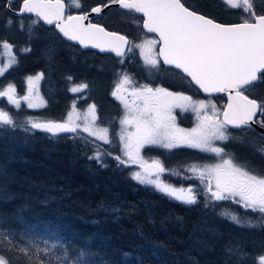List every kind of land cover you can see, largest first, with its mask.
I'll return each instance as SVG.
<instances>
[{
	"label": "snow or ice",
	"instance_id": "snow-or-ice-1",
	"mask_svg": "<svg viewBox=\"0 0 264 264\" xmlns=\"http://www.w3.org/2000/svg\"><path fill=\"white\" fill-rule=\"evenodd\" d=\"M109 3L143 13V27L148 32L157 33L159 40L146 39L142 44L131 45L126 50L125 46L131 42L125 35L108 32L104 27L90 21L84 23L88 19L87 13L65 15V0H20L17 15L35 14L47 25H54L68 41L77 42L84 47L91 45L101 52L114 53L117 57H126L133 48H140L146 66L154 69L159 66L162 58L165 65L181 70L204 93H227L228 103L220 110L206 100L196 101L184 93L144 84L133 92L139 103L134 101L129 105L118 94L121 83H132L129 74L122 73L121 81L111 93L113 97L121 100L126 110V115L120 119L121 131L118 134L119 143L122 145L119 151L122 155H116L114 159L118 165L139 164L141 170L133 171L132 179L151 186L182 204H198L202 195L205 197V207L217 205L221 201H232L243 209L259 213L260 218L264 219V173L253 172L226 153L224 147L216 144L217 141L227 142L234 139L229 132V126L243 129L258 124L264 128V101L258 102L245 94V89L250 85L264 81V14L253 11L252 0H226L232 8H241L243 5L242 11L248 14V18L233 24L219 23L206 15L198 14L186 7L182 0H109ZM77 7H80L79 3ZM102 7L107 8L108 4L93 7L91 12L101 13ZM3 46L13 48L7 41L3 42ZM27 50L29 49H25ZM121 63H124L123 59ZM5 71V68L0 67V76ZM43 75L38 73L34 77H27L29 91L33 82L40 80ZM88 87L87 83H81L70 90L75 93ZM0 88H3L0 90V99L6 98L7 104L15 109H20L21 100L27 101L26 106L29 109L41 106L29 95L17 98L18 92L14 83H8L6 87L0 85ZM72 106H76L75 101ZM177 108L195 114L197 123L193 128L183 129L176 125L173 113ZM89 112L91 115L83 117L82 123L29 119L27 124L31 125L32 130H42L52 137L72 134L75 138L78 130L82 128L83 132L94 137L96 141H102L105 145L111 144L110 129L100 126L95 104L89 105ZM125 125L130 126L131 130L124 127ZM17 126L10 112L0 108V128ZM93 146L95 154L89 158L105 166L104 157L112 156V153L96 146L94 141ZM145 146H157L167 150L198 149L202 153L214 154L218 162L187 165V175L179 170L171 173L158 159L151 163L141 161V150ZM257 150L264 155V147ZM165 173L181 180L180 186L162 179V174ZM190 180L198 181V184L185 187L183 182ZM221 215L238 225L246 223L249 227L255 226L253 220L242 221L234 211L225 210ZM22 236L24 243L19 244L14 234L0 231V248H6L13 253L8 256L0 251V264H15L21 257L27 264H45L41 255L47 258V264H86L82 259L84 251L72 259L63 243L45 239L44 246L41 247L35 238L27 236L26 233ZM228 251L239 259L247 256L239 247ZM255 259L258 264H264V254Z\"/></svg>",
	"mask_w": 264,
	"mask_h": 264
},
{
	"label": "trees",
	"instance_id": "trees-1",
	"mask_svg": "<svg viewBox=\"0 0 264 264\" xmlns=\"http://www.w3.org/2000/svg\"><path fill=\"white\" fill-rule=\"evenodd\" d=\"M194 1L221 11L218 0ZM100 22L121 31L105 17ZM37 42L23 37L19 45ZM90 59L102 68L97 106L109 113L118 105L109 92L115 57L93 51ZM33 64L26 65L40 67ZM96 66L83 73L91 92L98 91ZM51 108L41 113L55 115ZM26 129L22 123L0 128V231L14 234L17 243H24L25 233L41 247L45 239L60 242L72 259L84 251L86 264H258L255 258L264 254V227L235 224L221 215L220 207H205L201 199L195 205L171 199L132 179L131 166L113 158L101 166L89 158L93 146L81 136L52 137ZM237 247L247 253L245 258L229 254ZM0 251L13 255L6 248ZM41 260L47 264L43 255ZM15 264L27 261L21 257Z\"/></svg>",
	"mask_w": 264,
	"mask_h": 264
},
{
	"label": "rangeland",
	"instance_id": "rangeland-1",
	"mask_svg": "<svg viewBox=\"0 0 264 264\" xmlns=\"http://www.w3.org/2000/svg\"><path fill=\"white\" fill-rule=\"evenodd\" d=\"M66 1L70 6V13H80L91 7L89 5H94V3H98L103 0ZM218 1L219 3H221V5L223 4L227 8H232L226 3V0ZM77 3H79L80 7H77ZM87 3L88 5H86ZM242 8L243 5H241V8L239 9L242 11ZM256 10L257 7L256 5H254L253 11L255 13ZM242 14L244 18H248V14L244 13L243 11ZM120 15L123 16L122 13ZM121 16H119V19H117V12H108L106 13V15H104L107 22L115 23L116 26H118V24L128 26L127 21ZM8 20L10 19L3 20L2 16L0 15V23H3L5 21L7 24ZM34 20L37 22L33 23ZM21 21L23 22V29H21ZM8 23L10 22L8 21ZM41 25H43V27L45 26L36 16L22 17L21 19H18V22H16V26L18 30L22 32L21 34L23 37L26 36L27 33L34 38H36L39 34L41 35H39V42H37L35 45L29 46H20L19 44H17L16 47L12 41L4 37L11 34L6 31L1 32L0 30V67L5 68L6 70L4 75L0 76V85L6 87L8 83H14L18 92L17 98H19V96L29 95L33 98V101L35 103L41 106L29 109L26 106L27 101L21 100L20 109H15L13 106L8 105L6 98H4L0 99V108L8 110L18 125L22 123L24 128H27L31 131H36L31 129L30 124H27V121L29 119L37 121H77L82 123L83 117L91 115V113L89 112V105L95 104L96 115L99 118V124L101 127H107L110 129L112 143L105 145L102 141H96L94 137H89L88 133L83 132L82 128L78 130L77 136L83 137L81 138V140L83 142H89L92 146L94 141L96 146L102 147L112 153V156H105L104 159L107 157L114 159L116 155H122V153L119 151L122 145L119 143L118 134L121 131L120 119L126 115V110L121 100L111 95L112 91L116 90L115 85L121 81V74H129L130 79L132 80L131 84L127 82L121 83V88L118 93L129 105H132L134 101L136 103H139V101L133 95V92L141 85L147 84L153 88L162 87V81L163 79H166V83L169 82L171 85L176 86V84L182 81L180 80V75L169 68L162 69L161 67L163 66L160 63L159 66L154 69L146 66L144 64V57L141 54L142 50L140 48H133L132 52H130V59L128 58L129 61L128 59L122 58L124 60V63H121L122 59L117 57L113 61L114 66L116 63L117 69L112 75V84L110 86L111 91L109 92L111 97H113L118 105L115 106V108L109 113L102 112L100 111L99 106H97L98 103L95 97L96 92L98 95L99 90L101 89V84L103 83L100 75V73H102V68L96 66L94 62H91L90 57L93 56V51H85L79 47L70 46L73 44L62 42L64 41L63 38H58V36L56 35L51 36L49 31L41 33L44 29L43 27H41ZM132 26L137 32L135 37H133V45L142 44L146 39H155L158 41L157 37L148 34L145 30H143V28H141V23H139V21H135ZM4 41H7L9 44L13 45V48H5L3 46ZM25 49L29 50L25 51ZM55 60H57V62ZM31 62H36V64H33V66L39 64L40 67L31 69V65H26L30 64ZM129 64H133L134 66H130ZM122 65L125 66V68ZM95 66L97 67V71L99 72V75L95 78V87L98 91L91 92V87L88 82L87 75H84L83 73L88 71L89 69L95 68ZM131 67H136L140 72L135 75L130 71ZM38 73H43L44 75L40 80L33 82L32 89L31 91H29L27 77H34ZM68 77H71L72 79L69 80ZM81 83H87L89 87L75 93L70 90L72 87H75ZM0 90H3V88H0ZM193 100H206V102H208L210 105L215 104L217 109H219L217 102L215 101V99L211 100V97L210 99L195 97L193 98ZM73 101L76 102L75 107L72 106ZM49 104H52L53 106L50 112L55 115H44L41 113L49 106ZM69 113H71V116H69ZM173 114L176 117L175 123L179 128L191 129L197 123L195 114L190 111L186 112L177 108L174 109ZM124 127L131 130L130 126L125 125ZM113 133H115V135H113ZM188 149L193 150L191 148H177L173 150H167L157 146H145V148L141 150V161L151 163L153 160L158 159L162 161L168 169L171 170V173H176L179 170L186 175L188 174L186 168L187 165L196 162L208 164H214L218 162V158H215V160L212 161V157H208L206 153H203L204 157L200 158V160L191 161L190 155L186 154ZM198 151L200 152V150ZM212 155L214 156V154ZM248 155L251 154L249 152L244 154L243 159L249 165L252 161L250 159L251 157ZM128 165L131 166L132 172L141 170L139 164ZM253 171L256 173H262L264 172V166H255L253 167ZM162 179L168 180L169 182H172L177 186H180V184L182 183L181 180L174 179L173 176L168 173L162 174ZM183 183L184 186L187 187L189 184H198V181L190 180L184 181ZM200 199L201 201H205V197L202 195L199 197V200ZM215 206L220 207L222 211H234L239 215L242 221L251 219L255 222V226L264 227V219L260 218L259 213H254L250 209H243L242 206L236 205L232 201H221L218 202V204ZM244 225L247 224L245 223Z\"/></svg>",
	"mask_w": 264,
	"mask_h": 264
},
{
	"label": "flooded vegetation",
	"instance_id": "flooded-vegetation-1",
	"mask_svg": "<svg viewBox=\"0 0 264 264\" xmlns=\"http://www.w3.org/2000/svg\"><path fill=\"white\" fill-rule=\"evenodd\" d=\"M182 1L186 6H188L193 11H196L197 13H201L203 15H206L207 17H210V18L212 17L215 21H217L219 23L233 24V23H239V22H241L242 19H244L242 11L239 8H234V9L233 8H227L226 6H224L222 4V5H219L221 7V11L217 12L216 10H214L212 8H208L206 6H203L201 3L194 1V0H182ZM107 2H109V0H107ZM253 2H254V5H256V7H257L256 13L257 14H264V0H253ZM66 3H68V2L66 1ZM98 4H102V3H95L94 5L93 4L89 5L91 7L88 6L89 8L83 12L84 13L88 12L90 9H92L93 6L98 5ZM19 6H20V0H0V8H1L0 15L2 16V19L3 20L10 19L8 21L12 20L11 23H8V21H7V24L5 21L3 23H0V30H1V32L6 31L9 34H11L9 36H4V37L8 38L10 41H12L16 47H17V44H19V42H21V40L23 38V36L21 34L22 32L20 30H18V28L16 26V22H18V19H21L22 17L35 16V15H31V14L17 15V13L15 11H17L19 9ZM67 10H68L67 14H69L70 10H71L69 4H67ZM109 10L110 9L106 10V12L99 17H93L92 21L101 23L100 21L102 20L104 15H106V13H108ZM121 13L123 14V16L120 15ZM119 16L123 17V19H125L127 21L128 26H123V25L118 24V28L121 29V31L120 30H118V31L125 33L130 38V42H131L130 46H131L134 43L133 37H135V35L137 33L136 30H134L132 24L135 23V21H139V23H141V28H143L142 24H143L144 18L132 10L126 11V10H123V9L117 7V19H119ZM134 19H135V21H134ZM41 27H43V25H41ZM43 28L44 29L42 30L41 33H45L46 31H49L52 29H53V31H56L54 26L45 25ZM50 32H52V31H50ZM39 35L36 37V39L40 38L41 35L40 36ZM50 35L54 36L56 34L50 33ZM57 36H58V38L59 37L63 38L58 32H57ZM154 36L157 37L156 35H154ZM32 37L33 36H31L28 33L26 34V36H24V38L27 40H29ZM63 40L64 41H62V42H64V43L72 44L69 41L65 40L64 38H63ZM73 45L76 47H79L78 45H75V44H73ZM158 48H159V44H157V50H158ZM85 51H90V50H85ZM99 54H101V53H99ZM130 55L131 54L128 53L126 57H123V59H128L130 57ZM129 59H128V61H129ZM111 63L113 64V62H111ZM160 64H162V66H163V67H161L162 69L169 68V69L175 71L178 75H180V80H182L181 82L176 84V86H173L169 82L166 83L165 82L166 79H163V81H162V85H163L162 87L163 88H167L170 91L184 93L185 95H189L192 98L196 97V98H208V99H210V97H211V100L215 99V101L217 102L218 108L221 110L226 106L227 101H228V97H226L225 95H215L214 97L213 96H203V95H201L200 91L196 88V86L193 85L191 80L186 75H184L181 70L175 69L174 67H171L168 65L165 66V64H163L162 60H160ZM129 65L131 66L133 64H129ZM123 67L125 68V66H123ZM130 71L132 73H134L135 75L140 72L136 67H134V68L131 67ZM245 94L249 95V97L252 99H256L258 102L264 101V81H257L253 85H250L247 89H245ZM221 118H222V116H221ZM257 118H259V114H258ZM263 130H264V128H261L258 124H253L250 128L246 127L243 129H234L231 126H229V132L231 133V136L234 137V139H230L227 142L217 141L216 144H218L221 147H224L226 153H228L230 156H233L237 162L246 165L250 170L253 171V167H255V166H264V155H262L257 150L260 147H264V132H263ZM250 144H251V146H250ZM247 152H249L251 154V155H248L251 157L250 159L252 161L251 164H249V165L243 159L244 154H246ZM186 154L190 155L191 161L200 160V158L204 157L203 153L199 152L197 149H193V150L188 149ZM206 154L208 155V157L209 156L212 157V161L215 160V157L211 153H206ZM195 155L197 156V158ZM225 158H228V157H225ZM262 173H264V172H262Z\"/></svg>",
	"mask_w": 264,
	"mask_h": 264
},
{
	"label": "water",
	"instance_id": "water-1",
	"mask_svg": "<svg viewBox=\"0 0 264 264\" xmlns=\"http://www.w3.org/2000/svg\"><path fill=\"white\" fill-rule=\"evenodd\" d=\"M106 4H108V7L107 8H103L102 7V11H101V13H92L91 12V9L88 11V12H85V13H87L88 14V19L87 20H85L84 21V23H88L89 21L91 22V23H93V24H98V25H100V26H102V27H104L105 28V30L106 31H108V32H116V33H118V34H120V35H125L124 33H122V32H120V31H116V30H112V29H108L106 26H104L103 24H100V23H98V22H93L92 21V18L93 17H99V16H101V15H103L105 12H106V10H108L110 7H112V6H116V7H120L119 5H117V4H110V3H106ZM96 6H103L102 4H98V5H95V6H93V7H96ZM186 6V5H185ZM92 7V8H93ZM186 7H188V6H186ZM121 8V7H120ZM190 9V8H189ZM124 10H128V9H124ZM190 10H192V9H190ZM16 13L18 12V10L17 11H15ZM67 12H68V10H67V3H66V1H65V15H69V14H67ZM137 13V12H136ZM71 15H81V14H84V12L82 13V12H80V13H70ZM137 14H139V15H142L143 16V13H137ZM198 14H200V13H198ZM31 15H35V14H31ZM144 18V17H143ZM210 18V17H209ZM212 18V17H211ZM213 19V18H212ZM45 25H47L43 20H41ZM143 25V24H142ZM47 26H54V25H47ZM55 27V26H54ZM143 27V26H142ZM143 29L146 31V32H148V30L147 29H145L144 27H143ZM55 30L58 32V30L55 28ZM59 33V32H58ZM148 33H151V32H148ZM60 34V33H59ZM151 34H153V33H151ZM154 34H156L157 35V37L159 38V36H158V34L157 33H154ZM61 36H62V34H60ZM126 36V35H125ZM63 37V36H62ZM127 37V36H126ZM64 38V37H63ZM128 38V37H127ZM65 40H67L66 38H64ZM128 40H129V38H128ZM68 41V40H67ZM70 43H72V44H75V45H78L81 49H83V50H94V51H96V52H98V53H101V54H113V55H115L114 53H109V52H101L99 49H97V48H94V47H92L91 45H89L88 47H84V46H82V45H80V44H78L77 42H73V41H69ZM127 47H129V45H127V46H125V49L127 50ZM116 56V55H115ZM117 57V56H116ZM118 58H121V57H118ZM161 60H162V58H161ZM163 62V61H162ZM164 64V63H163ZM168 66H171V65H168ZM171 67H174V66H171ZM183 73V72H182ZM184 74V73H183ZM184 75H186V74H184ZM189 78V77H188ZM190 79V78H189ZM191 80V79H190ZM192 82V81H191ZM193 84H194V82H192ZM195 85V84H194ZM195 86H197V85H195ZM198 87V86H197ZM198 89H199V87H198ZM200 91H201V94H203V95H205V96H215V95H225L226 97H228V95H227V93H204L203 92V90L202 89H199ZM227 103H228V101H227ZM227 105V104H226ZM42 122V121H41ZM263 132H264V130H263Z\"/></svg>",
	"mask_w": 264,
	"mask_h": 264
},
{
	"label": "bare ground",
	"instance_id": "bare-ground-1",
	"mask_svg": "<svg viewBox=\"0 0 264 264\" xmlns=\"http://www.w3.org/2000/svg\"><path fill=\"white\" fill-rule=\"evenodd\" d=\"M51 82V81H50ZM68 104V103H67ZM53 107V106H52ZM74 139H76V138H74Z\"/></svg>",
	"mask_w": 264,
	"mask_h": 264
}]
</instances>
